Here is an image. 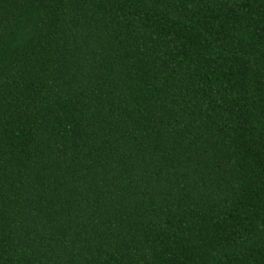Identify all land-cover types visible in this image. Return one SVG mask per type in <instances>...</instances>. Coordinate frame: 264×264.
<instances>
[{
    "label": "trees",
    "instance_id": "1",
    "mask_svg": "<svg viewBox=\"0 0 264 264\" xmlns=\"http://www.w3.org/2000/svg\"><path fill=\"white\" fill-rule=\"evenodd\" d=\"M0 264H264V0H0Z\"/></svg>",
    "mask_w": 264,
    "mask_h": 264
}]
</instances>
